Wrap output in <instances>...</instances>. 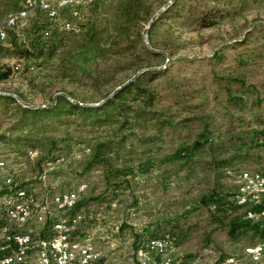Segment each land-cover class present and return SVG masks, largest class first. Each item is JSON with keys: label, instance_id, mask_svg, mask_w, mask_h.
Instances as JSON below:
<instances>
[{"label": "rangeland", "instance_id": "1", "mask_svg": "<svg viewBox=\"0 0 264 264\" xmlns=\"http://www.w3.org/2000/svg\"><path fill=\"white\" fill-rule=\"evenodd\" d=\"M168 1L93 0L82 8L75 30L53 29L49 39L42 34L49 24L45 12L30 10L0 45L15 50L13 40H35L55 45L54 54L29 58L0 50V70H12L0 80V91L21 93L33 105L52 104L64 92L93 103L137 71L166 63L161 68L165 72L148 81L158 94L154 107L174 122L192 119L158 132L149 126L131 129L133 135L123 147L107 155L108 166L86 169L88 146L107 134L106 127L58 124L49 131L50 139L43 141L57 142L56 159L39 166L43 145L16 146L12 138L19 133L10 126L17 115L0 107V159H5L6 172L12 176L11 186L33 189L39 202H49L54 192L80 183L86 184V190L90 187L94 196L108 187L123 189L119 202L97 207L105 217L86 219L78 227L80 237L89 235L116 263L133 264L137 239L166 233L173 226L179 254L191 260L218 264L237 255L240 264H264V256L253 261L244 253L261 237L248 233L231 239L227 227L216 224L210 215L221 217L213 209L215 199H201L229 193L231 202L237 187L232 172L264 169V0H173L176 5L159 13L145 38L151 17ZM129 2L133 3L126 34L117 38L113 30ZM22 4L23 0H0V22ZM202 16L213 24L202 25ZM90 32L97 33L96 46L89 42ZM147 41L161 52L146 54L142 44L152 50ZM140 136L153 140L141 142ZM27 150L38 155L28 157ZM233 154L240 156L223 162ZM62 156L64 160L58 161ZM96 203L101 204H92ZM87 205L80 202L79 208L88 212ZM2 210L0 202V220ZM51 220L46 215L44 222L31 221L29 226L36 237H43L50 232ZM105 224L110 230L103 231Z\"/></svg>", "mask_w": 264, "mask_h": 264}, {"label": "built area", "instance_id": "2", "mask_svg": "<svg viewBox=\"0 0 264 264\" xmlns=\"http://www.w3.org/2000/svg\"><path fill=\"white\" fill-rule=\"evenodd\" d=\"M93 0H23L14 14H6L0 22V42L8 30L17 25L35 8L45 12L49 24L42 29L49 36L53 29L75 30L82 8ZM28 157H36V150H27ZM64 157L62 156V159ZM49 164V162H47ZM236 190L231 202L244 206L243 217L264 227V169H240L232 172ZM6 172L5 159L0 160V185L12 184ZM248 185V192H241ZM87 186L54 192L49 202H39L33 189L17 186L1 202L3 217L0 220V264H119L104 256L89 237H80L78 227L85 222V210L77 207ZM257 206V208H255ZM50 217V232L36 237L31 221L44 222ZM244 253L253 261L264 256V239L246 246ZM133 264H203L198 259L182 263L183 255L169 233L152 234L137 240ZM218 264H240V257L232 255Z\"/></svg>", "mask_w": 264, "mask_h": 264}, {"label": "trees", "instance_id": "3", "mask_svg": "<svg viewBox=\"0 0 264 264\" xmlns=\"http://www.w3.org/2000/svg\"><path fill=\"white\" fill-rule=\"evenodd\" d=\"M132 3L133 2H129L118 16V19L121 20L115 26V30H113V33L117 38H122L126 34L125 23L127 21L126 19L129 17L130 6ZM138 4L143 5L141 1H137V5ZM175 5L176 3L174 2L169 8L163 10V13H166ZM199 21L202 25L213 24V22H205L204 16L200 17ZM39 27L43 28V25L40 24ZM96 35L97 33L93 32L89 34L88 37L89 42L95 46L97 44ZM49 37L50 36H47L48 39ZM38 42L39 41L35 42V40H33L24 43L13 40L11 45H15V50H13L14 48L11 50L8 46L2 45H0V50H8L9 53H15L20 57L29 58L32 56H43L44 54L51 57L54 54L56 48L55 45H43L41 43L45 42ZM142 49L146 54H158L157 52H154L157 51L154 50L155 48H151L152 50H150V48L143 44ZM156 67L158 66L145 67L147 69L141 71L134 79L122 86L112 96L108 98H106L108 95L105 96L103 102L98 105H83L74 102L67 96L69 95L72 97L71 93L64 92L65 94H57L54 102L50 105L32 107L20 102L13 95L0 93L1 109L6 112V110L11 108L12 114L17 115L16 119L12 122L10 129L19 134L15 136V138H12V140L16 146L21 145V147H37L36 144L43 145L37 158V163L40 166L41 164L43 165V163L56 159L59 148L56 147L57 142L51 139L48 144H44L43 141L50 139V135H48L49 131L56 129L58 124L76 123L78 125L90 126L91 129H93V127H106L103 128V130H105L107 134H103L105 136L95 139V141L88 146L89 161L86 165V169H90L96 164L102 166L103 163L108 166L107 163L109 159L107 155L115 153L123 147L126 139L133 135L131 134V129L141 126H149L153 127L158 132L166 126H174L192 119L189 117L174 122L169 115L162 114L154 107L158 94L155 89L148 86V81L157 78L165 72V69ZM11 73L12 70L10 67H7L5 70H0V80L8 78ZM16 94L24 101H27L23 94ZM111 131L113 132V135H108V132ZM139 140L141 142H148L152 141L153 138L151 136H140ZM238 156H240V154H233L230 158H224L223 162ZM213 162H217L215 157L213 158ZM218 162L216 163L217 165H219ZM208 197H213L215 199V201L212 202L213 209L216 212L221 213V217L217 216L215 213L210 214L214 219L213 221L216 224L226 226L228 236L231 239L237 240L247 236L248 233H252L254 236L259 235L261 237L260 240L264 239V227L244 218V206L229 202V193L220 194L219 196L212 193L209 196H203L201 199L202 201H205ZM77 207H80V202ZM255 208H257V206H255ZM223 219H227L226 222ZM166 233L173 236L175 244L178 246L179 238H175L178 234L173 229V226ZM255 244L256 242L251 243V245ZM190 260V257L183 255L182 263H186Z\"/></svg>", "mask_w": 264, "mask_h": 264}, {"label": "crops", "instance_id": "4", "mask_svg": "<svg viewBox=\"0 0 264 264\" xmlns=\"http://www.w3.org/2000/svg\"><path fill=\"white\" fill-rule=\"evenodd\" d=\"M109 155H114L113 153L112 154H109ZM100 167H103V166H100ZM106 171V170H105ZM127 176V175H125ZM117 186H113L112 188L111 187H108L109 189L107 191H105L102 195L100 196H94L93 193H90L89 189L90 187L86 190L87 192L85 194H82L81 197L79 198V201L78 202H88L89 205H87V208L90 210H88V212L86 211V218H85V222H86V219H90V218H97L98 215H102V217H105V211L100 212L97 210V207L99 206L100 208L102 207V202H119L118 200V196H122L121 194H119V192L123 191V189H118L116 188ZM14 189V186H11L10 184H2L0 185V202H2L4 200V198L13 191ZM110 193V194H109ZM105 195V196H104ZM107 195H110V196H107ZM104 196V197H103ZM44 202L46 201L43 200ZM94 202H98V203H101V204H92ZM91 203V204H90ZM99 212V213H98ZM84 222V223H85ZM106 226H103V231L104 230H110V228H107L108 227V224H105ZM102 229V228H101ZM102 254L104 256H107V254H105L104 252H102Z\"/></svg>", "mask_w": 264, "mask_h": 264}, {"label": "water", "instance_id": "5", "mask_svg": "<svg viewBox=\"0 0 264 264\" xmlns=\"http://www.w3.org/2000/svg\"><path fill=\"white\" fill-rule=\"evenodd\" d=\"M172 1L173 0H170V1H168L166 4H164L159 10H157L155 13H154V15L151 17V19H150V21H149V23H148V26L144 29V36H145V38H148V29H149V27H150V25H151V23L155 20V18H157V16L159 15V13L160 12H162L167 6H169L171 3H172ZM147 44H148V41H147ZM149 45V44H148ZM149 47H151V45H149ZM152 48V47H151ZM154 49V48H153ZM154 50H157V51H160V50H158V49H154ZM166 66V63L165 64H163V65H161V66H158V67H156V68H162V67H165ZM145 69H147V68H143V69H141V70H139V71H137L136 73H135V75L134 76H132L129 80H127V81H125L124 83H122V84H120V85H118L111 93H109L108 94V96L106 97V98H108V97H110V96H112L114 93H116L122 86H124L126 83H128L129 81H131L132 79H134L141 71H143V70H145ZM0 93H2V94H10V95H13L14 97H16L20 102H22V103H24V104H26V105H28V106H32V107H37V106H46V105H43V104H37V105H33V104H31V103H29V102H27V101H24L23 99H21L16 93H12V92H4V91H0ZM65 94V93H64ZM67 95V94H66ZM68 97H69V99L70 100H72V101H74V102H77V103H80V104H83V105H98V104H100L101 102H103V100L104 99H102V100H100V101H98V102H93V103H89V102H81V101H78V100H76V99H74V98H72V97H70L69 95H67ZM47 105H50V104H47Z\"/></svg>", "mask_w": 264, "mask_h": 264}, {"label": "bare ground", "instance_id": "6", "mask_svg": "<svg viewBox=\"0 0 264 264\" xmlns=\"http://www.w3.org/2000/svg\"><path fill=\"white\" fill-rule=\"evenodd\" d=\"M8 14H14V12H11V13H8ZM78 186H86V184L85 183H80ZM241 192H248V185H241Z\"/></svg>", "mask_w": 264, "mask_h": 264}]
</instances>
